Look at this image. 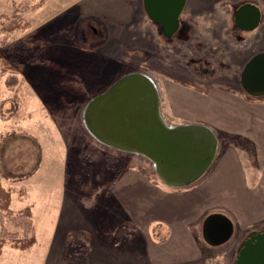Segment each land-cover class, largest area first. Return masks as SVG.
I'll use <instances>...</instances> for the list:
<instances>
[{
	"label": "rangeland",
	"instance_id": "374dc122",
	"mask_svg": "<svg viewBox=\"0 0 264 264\" xmlns=\"http://www.w3.org/2000/svg\"><path fill=\"white\" fill-rule=\"evenodd\" d=\"M244 2L258 4L264 15L262 0H186L168 39L143 0H0V15L25 6L22 16L30 22L14 33L0 27V182L13 192L10 209L31 205L37 239L26 252L4 247L0 264L235 263L256 231L241 237L234 229L216 246L205 244L201 231L209 215L226 216L220 201L235 210L236 191L206 177L168 186L145 157L96 139L85 110L131 73L152 80L160 114L173 125L183 121L175 112L191 113L178 91L184 83L238 90L258 34L234 25ZM208 125L218 142L215 164L234 151V136L210 121L202 124ZM122 176L132 178L120 183ZM144 176L160 191L146 188ZM166 188L191 196H167ZM66 233L75 244L67 245Z\"/></svg>",
	"mask_w": 264,
	"mask_h": 264
},
{
	"label": "water",
	"instance_id": "95a60500",
	"mask_svg": "<svg viewBox=\"0 0 264 264\" xmlns=\"http://www.w3.org/2000/svg\"><path fill=\"white\" fill-rule=\"evenodd\" d=\"M185 2L143 0V6L169 39L179 28ZM260 18V6L246 2L235 9L233 22L239 31L251 32ZM241 85L250 96H264V53L255 54L245 65ZM85 114L96 139L113 149L142 155L168 186L194 183L214 160L217 141L210 129L197 124L167 125L160 115L156 87L145 74L131 73L119 79L88 102ZM232 233L231 220L222 214L209 215L202 225L203 241L210 246L226 242ZM234 264H264V231L250 234Z\"/></svg>",
	"mask_w": 264,
	"mask_h": 264
},
{
	"label": "crops",
	"instance_id": "0c3cea01",
	"mask_svg": "<svg viewBox=\"0 0 264 264\" xmlns=\"http://www.w3.org/2000/svg\"><path fill=\"white\" fill-rule=\"evenodd\" d=\"M255 33H258L256 34L257 44L254 45L249 57L245 59L243 69L255 54L264 53V15H261L260 24L254 32H251V35H255ZM241 73L238 90L229 88L226 84L200 86L199 89L184 85L180 86L181 90L178 91L185 98L187 105L185 110H189L191 113L182 115L175 112L173 115L175 120L178 118L181 121L183 120L182 122L179 121L178 124L180 125L183 122L185 124L202 125L210 121L215 125L223 126L221 129L227 133L229 132L232 137L234 136V151L222 153L215 164L213 160L201 178L206 177V182L214 183L216 181L215 183L224 187H232L236 191V196L233 195L232 197V205L238 204V206L234 211H229L231 207L228 203L220 202L222 203L221 206L227 211L226 216L233 224V231L235 229L238 231V236L244 237L248 232L260 230L256 229L257 226L263 225L264 227V96L254 97L248 95L241 85ZM169 85L171 86L170 83ZM235 86L237 87V85ZM213 116L218 118L212 121ZM162 118L168 125L175 124L172 121L173 119L168 121L164 117ZM208 126L212 130L213 126ZM225 140L229 139L226 137ZM129 169L134 170V168ZM141 170L144 171L143 167ZM246 174L249 176V180ZM124 177H120L118 181L124 183L132 178L130 176L125 180ZM143 179L146 188L149 190L160 191L158 188H162L161 185H156L149 177L144 176ZM166 189V192L161 191L167 196L179 197L180 200L191 196V191L189 194H178L176 191L174 192L176 194H169L168 188ZM161 223L166 224L163 220H161Z\"/></svg>",
	"mask_w": 264,
	"mask_h": 264
},
{
	"label": "trees",
	"instance_id": "16d2710c",
	"mask_svg": "<svg viewBox=\"0 0 264 264\" xmlns=\"http://www.w3.org/2000/svg\"><path fill=\"white\" fill-rule=\"evenodd\" d=\"M36 6L39 5L33 6V9L37 8ZM27 10L25 6H16V12L11 16L0 15V27L2 31L14 33L15 31L29 29L30 22L22 16ZM184 85L190 87L186 83ZM191 87L194 89L200 88L197 85ZM126 168H130V165H127ZM33 172L30 173V176ZM177 191H180V189H177ZM12 193L10 189H6L0 182V213H3L0 215V255L4 247L26 252L37 243L31 205H27L16 211L10 209ZM65 239L67 245L75 244L69 233H66Z\"/></svg>",
	"mask_w": 264,
	"mask_h": 264
},
{
	"label": "flooded vegetation",
	"instance_id": "af4514ba",
	"mask_svg": "<svg viewBox=\"0 0 264 264\" xmlns=\"http://www.w3.org/2000/svg\"><path fill=\"white\" fill-rule=\"evenodd\" d=\"M179 23H180V17H179ZM160 26V25H159ZM160 28H161V26H160ZM162 34V33H161Z\"/></svg>",
	"mask_w": 264,
	"mask_h": 264
}]
</instances>
